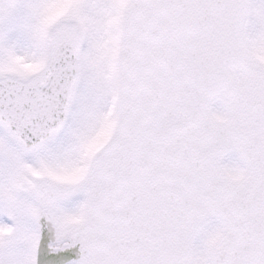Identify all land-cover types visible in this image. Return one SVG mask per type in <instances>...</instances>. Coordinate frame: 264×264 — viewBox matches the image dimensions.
<instances>
[{
  "label": "snow or ice",
  "instance_id": "1",
  "mask_svg": "<svg viewBox=\"0 0 264 264\" xmlns=\"http://www.w3.org/2000/svg\"><path fill=\"white\" fill-rule=\"evenodd\" d=\"M0 264H264V0H0Z\"/></svg>",
  "mask_w": 264,
  "mask_h": 264
},
{
  "label": "rangeland",
  "instance_id": "2",
  "mask_svg": "<svg viewBox=\"0 0 264 264\" xmlns=\"http://www.w3.org/2000/svg\"><path fill=\"white\" fill-rule=\"evenodd\" d=\"M214 107H216V106H214Z\"/></svg>",
  "mask_w": 264,
  "mask_h": 264
}]
</instances>
